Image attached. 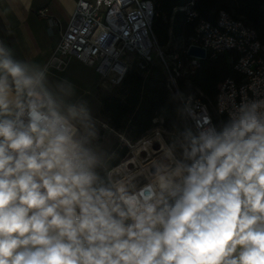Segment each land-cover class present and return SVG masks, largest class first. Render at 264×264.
<instances>
[{
	"label": "clouds",
	"instance_id": "1",
	"mask_svg": "<svg viewBox=\"0 0 264 264\" xmlns=\"http://www.w3.org/2000/svg\"><path fill=\"white\" fill-rule=\"evenodd\" d=\"M228 117L110 166L75 86L0 41V264H264V98Z\"/></svg>",
	"mask_w": 264,
	"mask_h": 264
},
{
	"label": "built area",
	"instance_id": "2",
	"mask_svg": "<svg viewBox=\"0 0 264 264\" xmlns=\"http://www.w3.org/2000/svg\"><path fill=\"white\" fill-rule=\"evenodd\" d=\"M192 5L191 1L181 9ZM187 11L188 20L197 16ZM154 16L151 0H76L48 65L61 70L65 58L73 57L94 66L96 73L111 84L119 85L134 63L141 69L157 64L166 87L176 97L181 113L194 131L208 120L214 123L202 93L197 89L183 93L179 82L194 75L203 60L228 54L234 72L220 85L213 104L216 114L228 117V111L242 99L264 98V42L242 19L221 10L214 23H196L188 44L167 53L152 32ZM190 46L203 48L205 57L188 54Z\"/></svg>",
	"mask_w": 264,
	"mask_h": 264
},
{
	"label": "trees",
	"instance_id": "3",
	"mask_svg": "<svg viewBox=\"0 0 264 264\" xmlns=\"http://www.w3.org/2000/svg\"><path fill=\"white\" fill-rule=\"evenodd\" d=\"M155 8L151 29L161 47L169 53L188 44L194 27L199 20L214 23L218 12L225 10L234 18L242 19L252 27L260 42H264V0H151ZM193 5L185 8L190 2ZM197 16L188 20V11ZM234 72L229 64L228 54L215 60L201 62L197 72L187 80L179 82L183 93L194 92L203 95L215 126L228 120L225 115L215 114L214 100L222 81ZM99 114L116 132L127 140L136 142L156 124L171 133L193 130L181 113L176 97L168 90L164 75L157 64H148L143 69L134 63L125 73L121 83L116 85L109 96L100 99ZM128 148L122 147L118 156L109 161L110 166L118 165L126 157Z\"/></svg>",
	"mask_w": 264,
	"mask_h": 264
},
{
	"label": "rangeland",
	"instance_id": "4",
	"mask_svg": "<svg viewBox=\"0 0 264 264\" xmlns=\"http://www.w3.org/2000/svg\"><path fill=\"white\" fill-rule=\"evenodd\" d=\"M47 68L51 81H70L75 86L76 96L88 102L97 121L96 127L99 136L95 143L108 154V162L115 159L121 148L126 146L128 153L118 165H121V162L125 163L127 159H132V162L123 168L140 167L146 170L160 155L162 146L165 143H170L177 136L175 133L164 130L157 119L155 120L156 125L141 139L136 142L127 140L123 134L114 131L107 124L106 119L99 114L100 99L112 94L116 85L97 75L94 66L73 57L65 58V64L61 70L55 69L52 64Z\"/></svg>",
	"mask_w": 264,
	"mask_h": 264
},
{
	"label": "crops",
	"instance_id": "5",
	"mask_svg": "<svg viewBox=\"0 0 264 264\" xmlns=\"http://www.w3.org/2000/svg\"><path fill=\"white\" fill-rule=\"evenodd\" d=\"M75 1L0 0V41L17 58L48 66L59 37L68 26ZM40 10H44L43 14Z\"/></svg>",
	"mask_w": 264,
	"mask_h": 264
},
{
	"label": "water",
	"instance_id": "6",
	"mask_svg": "<svg viewBox=\"0 0 264 264\" xmlns=\"http://www.w3.org/2000/svg\"><path fill=\"white\" fill-rule=\"evenodd\" d=\"M188 54L194 55V56H198L200 58H204L205 57L204 49L201 48V47H197V46H190L189 49H188Z\"/></svg>",
	"mask_w": 264,
	"mask_h": 264
},
{
	"label": "bare ground",
	"instance_id": "7",
	"mask_svg": "<svg viewBox=\"0 0 264 264\" xmlns=\"http://www.w3.org/2000/svg\"><path fill=\"white\" fill-rule=\"evenodd\" d=\"M139 150V149H138ZM132 162V159H127L125 163L121 164V167L130 164ZM119 170V169H118Z\"/></svg>",
	"mask_w": 264,
	"mask_h": 264
}]
</instances>
